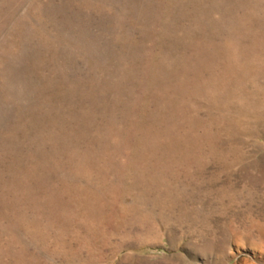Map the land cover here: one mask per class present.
<instances>
[{"label":"rangeland","instance_id":"rangeland-1","mask_svg":"<svg viewBox=\"0 0 264 264\" xmlns=\"http://www.w3.org/2000/svg\"><path fill=\"white\" fill-rule=\"evenodd\" d=\"M0 264H264V0H0Z\"/></svg>","mask_w":264,"mask_h":264}]
</instances>
